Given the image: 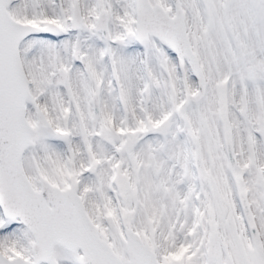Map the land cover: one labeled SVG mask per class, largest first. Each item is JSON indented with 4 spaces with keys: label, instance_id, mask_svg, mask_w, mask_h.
Here are the masks:
<instances>
[{
    "label": "snow or ice",
    "instance_id": "1",
    "mask_svg": "<svg viewBox=\"0 0 264 264\" xmlns=\"http://www.w3.org/2000/svg\"><path fill=\"white\" fill-rule=\"evenodd\" d=\"M0 264H264V0H0Z\"/></svg>",
    "mask_w": 264,
    "mask_h": 264
}]
</instances>
